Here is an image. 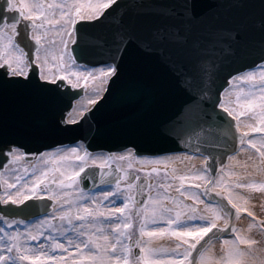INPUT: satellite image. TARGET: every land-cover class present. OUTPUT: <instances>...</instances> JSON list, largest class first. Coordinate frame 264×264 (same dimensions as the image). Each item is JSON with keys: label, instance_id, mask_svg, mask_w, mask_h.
Instances as JSON below:
<instances>
[{"label": "snow or ice", "instance_id": "6c2138e0", "mask_svg": "<svg viewBox=\"0 0 264 264\" xmlns=\"http://www.w3.org/2000/svg\"><path fill=\"white\" fill-rule=\"evenodd\" d=\"M235 7L237 18L221 21L215 19V5L208 0H169L165 4L153 0H131L128 4L122 0L48 3L19 0V5L15 0H3L0 157L5 163L2 167L18 165L25 159L24 144L19 137L42 143L52 135L72 133L75 144L62 145L55 152L38 151L39 159L31 169L30 182L25 180L27 167L22 169L25 176L15 174L13 182L0 173V184L5 189L0 196L3 205L0 224L4 225L0 227V241H4L0 244V264L21 261L69 264V259L71 264H215L206 247L212 239L209 234L218 237L229 229L236 235L223 242L227 252L222 264H248L250 252L240 245L251 247L257 242L238 234L230 224L231 210H235L237 217L242 210L234 200L233 189L264 191V183L229 184L225 182L223 168L216 178L213 167L220 156L228 155L231 159L229 153L235 151L237 142L256 149L264 163V137L257 141L250 138L248 131L238 134L240 118L249 114L258 123L245 127L254 133H264V0H241ZM118 10V19L108 23ZM10 13H19V18ZM23 21L28 22L25 33L30 28L34 44L26 36L23 41L20 39L19 24ZM89 29L93 31L88 32ZM253 33H258V41H252ZM97 51L104 57L98 73L78 63L82 54ZM89 79L94 82L96 99L90 101L94 111L86 112L83 108L69 111L68 101L77 94L69 92V86L76 90L81 87V80L87 84ZM174 94L180 97L174 115L155 121L146 108L157 102H169ZM106 107L120 112L135 110L143 116L102 126L95 114ZM93 121V142L106 136L123 137L122 153L105 155L89 151L91 145L86 142L85 130H92ZM177 141L194 156L205 157L206 167L192 177L203 182V193L181 191L187 177H173L180 181L176 191L193 200L192 206L178 200L171 201L174 208L164 206V200H171L167 194L169 184L157 186L164 189L162 194L155 198L148 195L138 202L133 192L143 194L150 190L152 185L147 179L131 176L128 170L119 167L115 172L121 175L110 171L116 160L128 161V169H132L131 162L138 156L141 144ZM160 151L167 153L168 149ZM169 159L149 163L162 164L167 169ZM97 171L100 179L95 190L79 186L88 179L95 183L93 174ZM153 173L159 175L156 167L146 172L145 177ZM122 181L126 182L123 188ZM48 185L56 189L48 188L47 195V200L53 202V212L49 214L46 208L39 210L35 205L29 208L26 202L33 198L43 200L40 193ZM200 187L199 183L195 185L197 189ZM216 187L222 189L216 196L220 201L226 200L231 208L218 201L205 204L201 213L195 205L204 203L201 195H209ZM110 198L111 206L105 205ZM248 216L253 213L248 211ZM136 219L139 235L133 240L129 230ZM41 237L44 241L39 247L28 245ZM165 237L175 241L173 255L157 259L159 253L169 249L154 247V241ZM133 248L139 249L135 255ZM193 252L198 254V260L189 259Z\"/></svg>", "mask_w": 264, "mask_h": 264}, {"label": "rangeland", "instance_id": "374dc122", "mask_svg": "<svg viewBox=\"0 0 264 264\" xmlns=\"http://www.w3.org/2000/svg\"><path fill=\"white\" fill-rule=\"evenodd\" d=\"M17 5H19V0H15ZM44 3L51 2V0H43ZM52 37L50 36L49 39ZM55 51H58V49H54ZM100 68H94L89 69V71L97 72L101 69ZM81 87L84 88L85 94L84 96L76 101L72 109H80L83 108L86 111L89 110L93 105L90 103L92 99H96V97L93 94V88H94V82L89 79L88 83L85 84L83 80H81ZM233 101L235 100V97H232ZM70 110V111H71ZM247 119H252L251 114L246 115L244 117L240 118V125L242 126V121ZM253 123H248L250 125L256 126L257 121L252 119ZM247 125V124H246ZM243 128V126H242ZM244 129V128H243ZM241 130V129H240ZM243 131V130H241ZM246 131L249 132L250 138L254 140H260L262 137H264V133H254L251 131L250 128L246 127ZM245 132V131H243ZM240 133V131H239ZM242 133V132H241ZM259 147V145H258ZM60 149V148H59ZM59 149H54L52 151L48 152H55ZM240 156H233L231 159L227 161V163L222 167L224 170V173L226 174L224 176L226 183H233L236 181H239L243 184H262L264 183V163L261 162V157L259 153L256 151V149L250 147L249 145L245 144L240 147L239 151L237 152ZM95 154H101V153H95ZM237 154V155H238ZM170 158L169 159V167L167 169L164 168L162 164L155 165L152 163H149L150 161L154 159H163V158ZM238 157V158H237ZM198 158V157H197ZM196 156L189 155V154H174V155H167V156H161L156 158H135L131 163L133 165L132 169H128V161H119L116 160L113 162V165H116L119 168L128 170V173H134L135 175H140L141 177H144L147 179L148 183L152 185V188L150 190H146L147 196L151 195L153 198H155L158 193L162 194L164 192V189L158 188L157 186L159 184H169L171 185L170 188H168V196L171 198V200H164L163 204L166 207L174 208L175 205L171 202L172 200H178L184 205L192 206L194 204V201L191 199H187L184 196H180V193L176 191L177 188L180 187V181L179 179H174L173 177H179V176H185L187 179L184 181V188L181 189V191H184L185 189H188L192 192H199L201 188L203 187V182L197 181L192 179V177L196 174L202 173L204 169V163L202 165V168L198 164V160L196 161ZM39 159L37 156L33 161H26L25 159L20 162V164H9L6 168L4 167L2 170L3 178L9 180V182H13L15 179V174H19L22 176H25L22 169L24 167H27L29 169V173L25 176V180H28L30 182V176H31V169L36 164V161ZM204 160V159H203ZM205 161V160H204ZM152 167H156L159 175L156 173H153L151 177H145L146 172H150ZM221 169V168H220ZM220 169L218 171L217 177L221 175ZM13 170H16L14 173ZM165 172H167V177H165ZM56 177L58 178V174H56ZM51 178V177H50ZM126 182L122 181V188ZM201 184V187L199 189L195 188L196 184ZM52 186V185H48ZM48 186L45 188L44 191L40 193L41 196L47 197L49 194L48 192ZM51 189L54 191L56 190L54 186L51 187ZM4 186L1 184V192L0 196L4 194ZM12 191H15L13 189ZM234 191V200L235 202L239 203L242 206V210L240 213L248 214V211H251V201L250 199L256 195H261L264 198V191H257L253 188H240V189H233ZM213 192H222V189L219 187H216L213 189ZM134 195V192H133ZM226 195V193H225ZM123 199V197H121ZM105 205L111 206V198L109 201L104 202ZM205 204L207 203H198L195 206L198 208V210L203 213L205 209ZM116 206H122V204H117ZM138 207V206H137ZM262 212V218L259 221L260 225H258L256 222H254L252 219L249 221L248 227L246 229H242L237 227V232L240 235H243L245 237H248L250 239L254 240V235L259 234L261 236L260 241L264 243V200L261 201V206L259 207ZM53 212V209L51 213ZM174 214V213H173ZM119 215V214H117ZM42 219V218H41ZM58 221H53V224H58ZM219 226H223V222H219ZM0 227H4L3 224H0ZM139 228V220L136 219L133 224V228L129 230V232L132 234L133 240L139 235L138 233ZM11 231V229H9ZM20 231L23 232L24 228L23 225L20 226ZM110 231V229H108ZM46 235V234H45ZM235 233L231 235L230 238L227 239H234ZM224 240L219 241V243L210 244L208 249V255L215 261V264H222V262L226 259V252L227 249L224 245ZM44 241V237H41L40 241H32L34 245H30L33 248L38 246V243H41ZM172 244V245H171ZM169 245V246H168ZM154 247H163L169 249L166 253H159L156 257L157 259H168L173 254L171 252V249L175 247V241L174 239H169L167 237L165 238H158L154 241L153 244ZM213 247H218L216 250V256L213 255L211 252V249ZM241 249L250 252V255L247 257L248 264H264V244L262 247H258L257 243L251 245L249 247L248 245H240ZM139 250V249H138ZM182 251V250H181ZM217 253L219 256H217ZM14 254L15 251H14ZM213 255V256H212Z\"/></svg>", "mask_w": 264, "mask_h": 264}, {"label": "water", "instance_id": "95a60500", "mask_svg": "<svg viewBox=\"0 0 264 264\" xmlns=\"http://www.w3.org/2000/svg\"><path fill=\"white\" fill-rule=\"evenodd\" d=\"M3 0H0V6H2ZM131 0H122V3L128 4L130 3ZM154 3L157 4H165L168 3L169 0H153ZM208 3L211 5H215L214 11L216 13L215 19L221 20V21H231L238 16V9L235 7V5L241 3V0H208ZM11 15H16L19 18V13H10ZM119 16V10L116 14H114L113 17H111L108 21V23H114L116 19H118ZM27 22L23 21L19 24L20 31L22 33L20 39L23 41L25 39V36L28 41H31L32 44L34 42L30 38V28L25 33V25ZM79 27V25H77ZM93 31L92 29H89L88 32ZM91 39V37H89ZM252 41H258L259 36L258 33H253L251 36ZM91 47V45H90ZM104 57L99 54V52H93V53H85L80 56V59L78 60V63L81 65H87V67H99L103 66L102 61ZM69 92H75L77 93L76 95H73L72 98L68 101L70 108L69 111L71 110L73 103L77 101L79 98L83 96L84 89L82 87L77 88L76 90H72L71 87L69 86L68 89ZM180 103V97L178 94H174L169 102L165 103H160L157 102L156 105H149L146 108V111L150 113L155 121H160V120H165L170 118L171 116L174 115L176 109L178 108ZM94 111V106L86 111V112H92ZM96 119L101 122V125H106L109 122L112 123H122V122H130L139 118H142L143 113H137L135 110H130L128 112H120L115 110L112 107H106L104 108L101 112L96 113ZM89 119L91 120V116H89ZM236 122L233 121V124ZM95 122L93 121V128L91 131L85 130V135L88 136V140L86 141L89 143L91 146L89 148L90 152H106V153H120L123 152V149L121 147V144L123 143L124 139L123 137L119 136H106L103 138H100L93 142L92 136L95 135ZM239 134V132H238ZM21 143L24 144V151L27 155V160L31 159L30 155L37 156V152L41 151H48L57 147L63 146H71L75 144V141L73 139V134L72 133H63V134H57V135H52L48 138H46L42 143L41 142H36L35 140L29 139L27 137H19ZM196 142L193 141V144ZM240 147V144L237 142L235 144V151L229 153L230 156L234 155ZM160 149H168L167 153L160 151ZM216 152H219V149H216ZM171 153H189L192 154L190 151H188L184 145H182L179 141L176 143H170V142H161L159 144H141L140 145V150L138 156H147V157H155V156H160V155H165V154H171ZM193 155V154H192ZM200 156V155H196ZM204 157V156H201ZM228 160V155L220 156L219 161L213 165V167L216 169L215 175H217L218 169L222 167ZM4 160L2 157H0V171L4 168L2 165H4ZM209 163H211V158H209ZM206 167V165H205ZM116 167L113 166L110 171L114 173V175H121V173H116L115 172ZM83 175V174H82ZM95 177V183L91 179L84 180L83 182L79 183L80 187L85 188V190L91 189L95 190L96 187L99 185V179H100V172L97 171L94 174ZM143 180V178H142ZM204 192V186L201 190V193ZM135 198L138 202H141L146 199L147 195L144 192L143 194H138L134 192ZM203 199L208 202V203H213L215 204L216 202H220L222 205L227 206L229 209L231 208L229 205H227L226 200L225 201H220V198L216 196V194L210 192L209 195H202ZM26 204L29 206V208H32L34 205L37 209L43 210L47 209L48 213H51V208H52V201L47 200V198H44L43 200H29L26 202ZM139 206V204H137ZM0 207H3V205H0ZM12 208L20 207L23 208V205L20 206H10ZM232 217L230 220V224L235 227L236 221L238 217L235 215V210L232 209ZM36 215L39 216V212L36 213ZM42 217V216H40ZM39 217V218H40ZM18 219L23 218V217H17ZM215 231V230H214ZM231 230L229 229L227 232L220 234L218 237L213 236L212 233L209 234L210 237H212V240L215 239H224L230 236ZM206 240L208 237L205 238ZM204 242L202 241L201 244ZM207 246V245H206ZM200 248V245L197 246ZM136 253H134L135 255ZM195 260L198 259V254L196 252H193V257H190V260Z\"/></svg>", "mask_w": 264, "mask_h": 264}, {"label": "bare ground", "instance_id": "6f19581e", "mask_svg": "<svg viewBox=\"0 0 264 264\" xmlns=\"http://www.w3.org/2000/svg\"><path fill=\"white\" fill-rule=\"evenodd\" d=\"M253 123V121H252V119H247V118H245L243 121H242V126H243V128H242V126H240V129L241 130H243V131H246V127H245V125L246 124H248V123ZM239 129V131H240V133L242 132L243 133V131H241ZM238 153H236L235 155H233V156H240L239 154L237 155ZM232 156V157H233ZM237 157V158H238ZM197 158V157H196ZM199 161L198 162V164L200 165V167L202 168V165H203V163H204V160H203V158H201V157H198L197 159H196V161ZM213 191V190H212ZM216 193V192H215ZM262 199L264 200V198H263V196H261V195H256V196H254V197H252L251 199H250V201H251V207H250V209H251V212L253 213V216L252 217H249L248 216V214H243V213H240L239 214V216H238V221H237V227H239V228H242V229H246L247 227H248V224H249V221L252 219L254 222H256L258 225H260V220H261V218H262V212H261V209L259 208L260 206H261V201H262ZM254 240L257 242V245H258V247H262L263 246V244L264 243H262L261 241H260V238H261V236H259V234H257V235H254ZM4 243V241H0V244H3ZM216 243V245L219 243V241L217 240V241H213V243L212 244H215ZM39 244L40 243H38V246L37 247H39ZM28 245L30 246V245H34L33 244V242L32 241H29L28 242ZM172 245V244H171ZM169 246V245H168ZM37 247H35V248H37ZM46 247H47V244H46ZM218 247H213V249H211V252L213 253V255H215L216 256V250L215 249H217ZM72 251V255L73 256H75L76 255V253H75V251L74 250H71ZM3 254L5 255V257L7 258V256H8V253L6 252V251H4L3 252ZM20 254H23V252L21 251V253ZM17 254H14V252H13V256H16ZM212 255V256H213ZM217 256H219V254L217 253ZM65 257L66 258H68V253H65ZM19 264H30V262L29 261H21V262H19ZM69 264H71V260L69 259Z\"/></svg>", "mask_w": 264, "mask_h": 264}]
</instances>
